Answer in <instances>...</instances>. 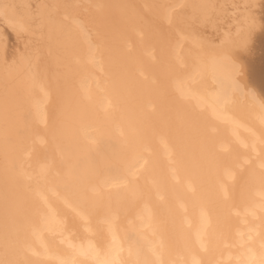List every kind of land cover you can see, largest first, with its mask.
<instances>
[{"label": "rangeland", "instance_id": "rangeland-1", "mask_svg": "<svg viewBox=\"0 0 264 264\" xmlns=\"http://www.w3.org/2000/svg\"><path fill=\"white\" fill-rule=\"evenodd\" d=\"M129 1L130 0H126V3ZM171 1L172 0H163V2L160 3V7L162 9L161 11H165V10L172 11L178 7V5L177 6L171 5L170 4ZM115 3H117V4H115ZM119 6H122V5L115 0L113 2V4L111 3V6H110L111 9L110 10H112V16L115 15L114 16L115 19L120 17L119 21L121 23L124 22V24L121 25V28L120 27L117 28V25H115L116 21H117V24H120V23H118L117 19H116V21L112 20V19H114L112 17L111 22L114 21L115 23L114 22L111 23V24L114 23V27L113 28L111 27V28L116 31V32H114V30H113V32L115 33V34L113 33L114 36H116V33H119V36H120L124 31L122 29H125V27H127L126 28L127 30L125 29V32H124L125 34H123V36L121 35V37H123V39L120 38L118 36V34H117V36L122 41H124L125 37L127 36V37H129V38H126L128 40L125 39L124 42L120 41L122 43L121 44L120 42L118 43V38L116 37V40H117L116 42L118 44L116 43V45L114 46V49L112 48L113 44L115 43V41L113 40V43L110 44L111 46L108 45V48L110 46L109 49H107L106 51H103V52L95 53L94 50L91 49L92 43L90 42V40H88L89 37L93 36V33H92L93 31L88 30L87 26H85L87 30H85V29L82 30V33H84V34H81V35H83V36H79L77 39V42L74 41L76 44L72 43L73 45L75 44V46L70 45L67 47L68 49L67 48L64 50L62 49V51H61V49L59 50V48L56 49L59 51V52L56 51L57 56H56V53L53 54L54 55L53 60L46 62L47 64L45 63L46 66L44 65L45 70H43V71L46 74V79L48 78L47 80H49V81L51 79H53V80L57 79V77H58V79L54 82H50L49 88H47V89H45V88L43 89L41 82L39 83V81L37 82L36 80H34L33 84L30 86L31 92H30V94L28 93V95H30L31 98H30V96L26 95V96L22 97V99H20V100H22V102H24V99H26L24 104L27 103L26 105H24L23 108H21L22 115L23 116L25 115V117L21 120V122L24 123L23 125L26 128H31V126L33 128L35 126L37 128L44 127L46 129L48 126V123L50 125V128H51V126L52 127L54 126V123H52L53 121L51 120V118L48 119V121H46L47 119H45L43 121H38L37 117H35V115H33V114H36L38 112L39 106L32 107V105L35 102L39 101L40 97L38 98L37 92L39 91V93H40V92H46L47 90H51L50 89L51 83L52 84L55 83L53 86H56V84L58 87L61 86L59 89L62 90V93H59L60 95L53 93V95H56V96H53L54 98L51 96L52 94L49 95L46 98V101H44L45 103H47L46 107H48V105H51L52 102L53 101L55 102L57 99V100H59L58 104L60 106H58L57 104L55 105L57 107L56 112L58 110V113L60 114L59 111H61V108L63 107V105L61 107L60 101L65 100L66 97L68 98L66 100L69 101V103L68 104L66 103L63 108L67 110L68 107L70 106L68 111L63 109L64 112H66V115L62 110L61 118H62V114H63V117H65V116L66 117L61 119L60 124H59V125H61V127H57L56 132L53 131V134H52V131H50L48 134H46L47 135L46 137H48V138L49 137L51 139L57 138L59 140L56 139V140H54L53 143L49 142L43 138L44 135L41 136L42 135L41 133L39 134L41 137L39 135L35 136L36 134H34V136L30 135V138H29L28 133H27L28 131H27L23 134V136H24V140L26 139L24 144H26L28 141V143H27L28 146L23 145V143L21 142L22 143L21 145L23 146V148H18L17 146H15L14 148H9L10 151H12V150L14 151V152L12 151V153H11L10 151L8 152V147H6L5 152H4V149H3V152L2 151L0 152L2 154H5V155L9 154L7 156H10V155H12L18 151L20 153H22L21 151L24 150V152H26V153L23 152V154L30 155L32 157V159L29 161V163L32 165V168L34 169V171L32 172V174H29L28 176H26L24 178V180L18 184V186L20 188L21 187L25 188L24 192L26 193L25 195L27 198H28L27 195L29 193L34 195L35 193H38V192H41V193H45V192L52 193V192H54V194L56 196V199L54 201L55 203L51 202V204H47L46 206L52 207L51 209H56V208L62 207L64 209L66 216H67V218H65V216H63V217H60L56 220L53 218V213L51 214V212H49L47 214V212L44 210V207H43L44 202H43L41 196H35V197L33 196L30 199L28 198V201H25L27 205L25 203H22L25 206L24 209H22L24 207L22 204H21L22 206L20 204H13L11 207H13V209H14V206H15V209H14L15 212L14 211L8 212L9 208L11 209V207H9L11 205V202H12V201L10 202V200L12 198L11 197L9 199L10 204L7 203V207H9V208H7L8 210H5L6 209V207H5L4 211L7 214L9 213L8 218L10 217L9 220H11V222H13L12 220L14 219V222H15V223L13 222L14 227L17 226L16 229L14 227H13V229H14V232L16 230L15 233H17V240L20 244V246L18 245V247H19V249H21L20 253L22 252L21 254L19 253L21 255V256L19 255L20 258L22 257L21 259H23L25 262H27V264H33L32 259L29 257V254L30 255L32 254L38 258H41V257H43V258L51 257L52 259L57 258V261L59 264L65 263V262L67 263L68 262L67 260L69 258L73 259L78 255H83L86 257L94 255L95 252H92V250H90L87 253H83V248L85 247V245L86 246L91 245V246H93V248L98 249V251H99L98 255L100 257H103L105 255L107 257H114L117 252H120L118 254L117 259H116L117 261H119V258H121V257H124V256L129 257V255H131V253H132V250L128 246V243H129L128 241H127L128 243L125 241L123 242V244L121 243L120 234L115 229V227H114V225H115L116 228H119L124 233L126 231L132 230L133 236L138 237L140 239V243L138 245V250H141L144 253V257H142L140 259H136V260H132L130 258L131 260L125 264H136L137 262H139V264H159V262H160V264H185V263L190 262V261L193 263L198 258H200L201 255H203V253L205 251H208V249H205L206 247L205 248H196L194 245H190L191 248L189 247V250H188V252H190V253H188L187 251H186L187 252L186 253L182 247H180V248L178 247V248L173 249V250L177 249L180 252L177 250L175 252H173V250H172L168 253H165L164 251H162V253H161L159 250H157L155 248L156 243L157 242H159V243L163 242L164 243V239L161 240L162 236H160L158 233L155 234V231L152 230V228H151L152 227V225H150L151 223L156 221L157 223L160 222L162 226H166V227H170V228L174 227L176 229V226H175L176 222H177V221L175 222L176 218H173V216H172L173 214H166L163 211L166 208H168L167 202L169 201L171 203H174V204L176 203L178 205V207L180 208V209L178 208V210H179L178 214H180L182 212L181 210L185 209V208L191 212L192 218H190V217L187 218V216L183 215L182 213H181V215H179L181 217V224L188 231V239L190 238L189 239L190 241H193L194 239H198L197 236H199V235H197L198 230H196V229L203 228L205 222L207 224H210L212 222L218 224V228H217V232L215 234V238H216V241L222 242V249L216 251L215 254H213L214 259L211 261L210 264H237L236 260H238L244 254V252L248 249L251 250V253L249 254L250 257H256V258L258 257V259L264 260V250H263L264 248H262V247H264V228H262V227H264V225H263L264 224V219H263L264 218V116L259 115V118H258V116H256V118H255V120H256L255 126H257V128H256L254 126L255 123H253V125L251 122H250L251 125H250V123H248V124L246 123V126H245V124H242V120H240L238 118H237L238 120L235 119L236 116H234L235 117L234 118L228 112L224 113L222 111L219 112L220 110L219 111L216 110V108L214 106H218V104H216V102L213 99H212V101H214V103L212 101H210L211 99L210 100L205 99L206 97L210 98L209 97V95H210L209 91L207 94V92H206L207 90L203 91L204 89L202 88V92H204L203 93L204 95H202L201 90L199 91L198 89L197 90L195 89V87L197 86L196 84L199 82L198 81V78H199L198 72H196V77H194V75H195L194 72L196 71V69L192 70V71L188 70L187 69L188 67H186L187 65H184V64H186V63H184L185 61L183 62L184 63L183 64L182 60L180 61V59H182L180 57H178L179 58L178 61L173 60V58L175 57V53L177 54L176 51L178 50V48H176V46L178 45L177 47H179L180 43L176 42V40H175L176 34L174 33L173 28H171L172 23L168 20L167 21L164 20V17L161 15L156 16L155 14H152L151 12H149L150 9L146 5L140 6V9H142V10L146 9V10H148V13H146L144 15H139V16H135V15L131 16L130 15V14H132L133 9H134V7L132 5L126 4V6H129V7L122 6L120 8H119ZM130 6H132L133 8H131ZM125 8L126 9L128 8L127 11L125 10L127 13L124 12ZM129 8L132 10H129ZM83 12H86V11L84 10ZM128 12L130 14H128ZM116 13H117V16H116ZM123 14H125V16ZM129 16H130V19H129ZM124 17H126V18L128 17V21L129 20L130 21L128 22L126 18H125L126 19L125 20ZM131 19H133V20H131ZM134 22L137 23L140 27H145V28H143V29L138 28L137 26H135ZM125 23H126V25H125ZM118 26H120V25H118ZM117 29H120V31ZM90 32L92 33V36H90L91 35ZM129 32H130V34H128ZM85 33H86V36H85ZM124 35H125V37H124ZM130 35H131V37H130ZM80 37H82V40L84 41L85 44L82 43V40ZM85 38H86V40H85ZM146 41H147V43H146L147 45L145 46ZM78 42H80V44H78ZM81 44H84V46L85 45L86 46L84 47ZM81 46H82V50L80 49ZM78 47H80V48H78ZM74 48H75V50H73ZM76 49H79V50H76ZM115 51H117L118 54L120 52L121 55L119 54L118 56H116L117 54ZM62 52H64V53L62 54ZM65 52L68 55L66 58L62 57L63 58L62 59L59 55L64 56L66 54ZM123 54L125 55V58H126V59L124 58L125 60H127V58H128L129 59L128 61H130V58L132 57V59H133L132 63H131V61L126 62L122 58V57H124ZM49 55L51 56V54H49ZM103 55H107L106 58L108 60H112L111 63L107 66V70L104 69L103 65L101 67L99 66L100 64L97 65V63L99 61L102 63V61L104 60V58L101 57ZM172 55H174V56H172ZM136 56L139 58H136ZM55 57L56 58L58 57L59 60L61 58L63 60V62L61 60L62 64L61 63L57 64V62H59V60H57V62H56ZM118 57H119V59H118ZM120 58H122V59L120 60ZM170 58L172 61L175 62L176 65L178 63L179 64L177 66L173 65L174 62L172 63ZM176 58H177V56H176ZM136 59H138L139 61L141 59V61L137 63L138 60L134 61ZM142 60L144 62H146V64H148V65H146V64L144 65V62ZM120 61H122V63H124V64H122ZM125 62H126V64H125ZM92 63L95 64V66H93ZM139 63L143 64V65H139ZM86 65H88V66H86ZM90 65H92V68L90 67ZM96 65H97V67H96ZM149 65H151L152 67H155V68L157 67L159 71L162 70L163 72L160 73L162 76L158 75V74H157V76H156V74H154V75H152V73L150 74L148 72L149 71V68H148ZM94 67L96 69H99L98 67H100V70L95 69L96 70L95 71ZM176 67H178V68H176ZM54 68H55L56 72L54 71ZM90 68L92 69L91 71H90ZM85 69H86V72H85L86 74L83 72V71H85ZM101 69L102 70L104 69L105 73L103 71H101ZM185 69H187L188 72ZM61 70H62V72H61ZM74 71H76V72L74 73ZM77 71L80 73H78ZM87 71H89L91 73H93V71H94L95 72L94 76H96L97 73L101 72L96 76L97 78L101 77V79H98V80L95 79L96 77L95 78L92 77L93 74H91V73L87 74ZM52 72H53V74H52ZM58 72H59V74H58ZM60 72L63 73L64 76L62 74H60ZM68 72H70V73L68 74ZM175 72L177 74H175ZM179 72H181V73H179ZM82 73H83V75H81ZM84 74H85V76H84ZM89 74H91V76ZM173 74H175V75H173ZM168 75H170V76H168ZM164 76H165V79H163V78L161 79V77H164ZM167 76H168V78H166ZM59 78H61V79H59ZM64 79H65V83L63 84L62 81L64 82ZM86 79H87V81H86ZM91 79H95L98 82L101 81L98 84V86L96 85V83H98V82H95V80L93 81V82H95L94 84L97 87L96 89H94L95 88L94 86L92 87L93 82H91L92 84L90 86L89 80L92 81ZM58 81H61V83H60L61 85H58V83H59ZM68 81L71 82L72 85ZM196 81H198V82H196ZM87 82H89V83H87ZM151 82H152V84L154 82V84L152 85ZM145 83L148 84V86ZM165 83H168V84L166 85ZM87 84H89V85H87ZM103 84L104 85L107 84L110 87H114L113 88L114 90H111V91L106 90V87ZM178 84H185V88H186L185 91H187V96H184V94L182 92L179 93L181 90H179V88L177 87ZM192 84H194L193 87L190 86ZM63 85L68 86V88H70V87L71 88L68 89L66 87V89H64L65 87ZM143 85L146 86V88L144 86L145 89L142 87ZM89 87H92V90L89 92L91 94H89L87 92L88 90L86 91L87 88L90 90ZM157 88H158V90L160 89L159 91H163V90H165V92L167 91L166 94L168 93V95H166L163 91L164 94L162 93V95H163L162 96L161 92L158 93V91L156 90ZM196 88H199V87H196ZM101 89H103V90H101ZM177 89H178V91H177ZM199 89H201V88H199ZM71 90L73 93L71 92ZM82 90H84V92ZM94 90H96L95 93L98 90L99 95L104 90L105 91H104L102 96H99V95H97L98 93L95 94L93 92ZM99 90H100V92H99ZM32 91H33V95H31ZM205 92H206V94H205ZM150 93H152V94L157 93L159 96V99L161 96V100H163V101H166L169 98H171V100L169 102L168 101L160 102V101L156 100V101L160 102V103H156V102H154L155 100L152 101V99L149 95ZM83 94H84V96H83ZM164 95H165V97H164ZM205 95H207V96H205ZM146 96H147V99L145 98ZM195 96H198L197 100H195ZM27 97H29L30 99ZM69 97H71V98L69 99ZM162 97H163V99H162ZM166 97H169V98H166ZM186 97H190V98H188L189 102L183 103L182 102L183 100H180V98L185 99ZM60 98H65V99H60ZM80 98L83 100H81ZM109 99H110V102L108 101ZM199 99L204 101V103L202 105H200L198 103ZM148 100H150V101H148ZM176 100H178V101H176ZM208 100H209V102H208ZM29 101H33V102H29ZM87 101H88V103H86ZM103 101H106V103H107L106 107L108 108V111H110V113H112V114H109L111 116H108L109 119L107 120V122H108L107 126H110L114 129L113 130L114 135H118V134L124 132V130H127L130 132L131 131L134 132L135 135H137L138 137H140L142 139L144 138L146 140L147 138H150L151 140H154L155 142H157L159 144V153H162L164 143H168L169 146L171 147V149L174 151V154L172 155L171 159L174 162H176L178 165V168H176V171H174V173L169 171V175H172V176L183 175L184 178H186V180L190 181L189 187L191 189L195 188V184L193 182H191L193 180L191 175L193 174L194 176L197 177L196 184L198 186H200L201 189H203L202 191L205 192L206 190L207 191L215 190L216 194H217L216 195L217 198L220 196L224 197L225 193H224L223 189H224V186L226 185V179L229 177L228 173H231L230 177L233 174L239 175L242 173V177L240 178V180L237 184L238 189L237 190L235 189L236 193L234 191L235 194L233 196H235V198L246 196V198L232 203L231 206L227 208V211L229 210L227 216L232 218V223H230L228 225L229 234L223 233V232H225L224 231V229H225L224 225H227L229 222L225 221V219H223L222 212H220V208L222 206V203L217 201L216 198L215 199L213 198L214 200L209 198L206 195V193H201V195L204 194L206 197H199L201 195H198L196 192L195 193L193 192L191 194V196H189V198L187 197L186 199H183L178 190L175 189L171 192L168 191L167 186L164 185L160 181V179H154L155 181L153 180L151 184L142 183V182L141 183H138V182L133 183V181L130 179L129 180L125 179L122 182V180L117 179V178L122 177L125 174L126 164L128 162H130L132 160L139 159L142 156H145L146 152L149 151V148H147L144 145V142L142 144H140V148L142 149L141 151L136 150L130 154H123L124 153L123 148H119L118 152H117L118 156H121V160L119 161V163L108 162V163H110V164H108L107 162H102L103 164L101 165V162H99V164H100L99 168L96 167V166H99V164L98 165L95 164L96 166L92 164V163H94L93 160L96 159L97 157H99V153L97 152V150L93 149L91 152L88 153L89 155L93 156L92 160H91V156H90V159L87 160L88 163L92 164L91 165L92 170L90 167L86 166V167H88L87 168L88 171L87 170L82 171L81 178H82V180L83 179L84 180L81 182L82 184H80V186H79L80 188H77L78 190L75 192V197H76V196H78V194L84 195L85 194L84 192L86 190H92L94 187H98V189L103 188V189L107 190V189H111L113 187H116V186L122 185V184L126 185V187H128V185H129V187H132L133 184H137V183L142 184L141 187H143V190H141L140 193H143V195L141 194L139 198H136L137 199L136 201L129 202L130 205H127L128 203L127 204L125 203L123 206H121L120 209H117L115 207L118 203V201H116L118 199L117 197L115 199L110 198V200L109 199L108 200H98V198H96V197H90L88 199L87 198L84 199V197H83L82 200L78 201L77 200L78 198H74V197H72L66 193V191H65L66 187H68L69 189H72L73 187H78V186L71 184V183H61L60 184L59 180H61V178L63 176H65V175H63L64 173L62 174V172L64 171L63 167L65 168V166H66L67 167L66 169H69L68 167H70V170H69L70 172L69 171H67V172L71 175H73L77 171H79V173L81 172V170H79L80 167L77 168L78 166H76V165H80V163H79L80 159H78V158L74 159L73 157L71 158V156L72 155L74 156V154L71 153L72 154L71 155L70 151L71 152L73 150L79 151L82 147V145H81L80 149H77V148H79V145H80V144H78L79 139L82 138L80 143L81 142L83 143L84 136H85V133L87 131L95 132L94 130H97L98 128L100 129L101 125L104 124L103 121H101L98 117V108L99 107L97 106V105L100 106V103H101V105L104 104L105 102H103ZM172 101L178 105L175 106V104ZM180 101L182 103H180ZM28 102L30 105L28 104ZM78 102H80V103H78ZM31 103H32V105H31ZM164 103H166V104H164ZM73 104H74V106H73ZM165 105L169 107V110L172 106H175L174 109L172 107L173 111L176 110L177 112H181V113L184 112V115L187 116V119L186 120L181 119L182 122H179L180 123L179 127L181 125L182 128L189 130V132H187L188 134L187 133L180 134V133H178V130L177 131L175 130V128L169 127V125H170L169 121L170 120L172 121V119L175 120L177 118V116L175 117L174 115H172V116L170 114L168 115L167 114L168 112L164 113L163 108L164 107L166 108ZM55 106L52 107V110L53 109L55 110ZM80 106H81V108L79 110H75V111L73 110L75 108L76 109L79 108ZM58 107H61V108L59 109ZM85 107L87 108V110L88 109L89 110L85 111V109H86ZM203 107H204V109L206 108L205 112L208 116L207 120H202V118L197 115L203 109ZM32 108H33V110H32ZM217 108H220V107L218 106ZM161 109H162V111H161ZM213 109L216 110V112ZM25 110H27V111H25ZM28 111H29V114H28ZM33 111H34L33 114L30 113ZM69 111L70 112L73 111V112H75V114L73 115V112L70 114ZM77 111H79V113ZM89 111H91V112H89ZM160 111H161V115H159ZM171 111H169V112L172 113L173 111L172 112ZM146 112H149V115ZM81 113H83V114H81ZM219 113L223 116V119L220 122V124L215 125L214 123H212L213 122L212 120H213V117H215ZM124 114H125V116L128 114L127 117L130 120H132L131 116H133V120L134 119L139 120L141 114L143 115V117H144V114H145V116L147 114L148 118L144 117L147 120L142 118L143 121L140 119V122L138 120H137L138 122L135 121L136 123H139L140 126L137 124L138 125V128H137V125H134L136 127V129H134L135 127L133 126V124H130V122H129V124L132 125L134 128H132V126L127 124L128 121L125 118V116H123L126 119V122H125V119L122 117V115H124ZM130 114H131V116H130ZM138 114H140V115H138ZM155 114H156V116H155ZM28 115H30V116H28ZM70 115L71 116L73 115L74 117H71ZM69 116H70V118H68V121H67L66 118ZM158 116H159L160 120L157 118ZM78 117H80L81 119L79 118V120L76 121V119H74V118L78 119ZM118 117H120L121 119L123 118L124 122H120L121 119L118 120ZM150 117H152L151 118L152 120L150 119ZM87 118H88V120H86ZM72 119L76 121V123H74L73 125H72V123L75 121H73L71 123L70 121H72ZM149 119H150V121L148 123ZM157 119L159 121H157ZM89 120L91 121L90 123H88ZM93 120H95L96 122L99 121L100 123L102 122L103 124H101V125L97 124V123L94 124V123H92V122H94ZM133 120H132V122H133ZM154 121H156L155 123L158 122L157 124L160 125L161 128L156 127L157 124H155ZM66 122L67 123L70 122L69 124H71V127H69L70 126L69 124H67L63 127L62 124L66 123ZM115 122H120V124L122 123L121 125H123L122 126L123 128L121 127V125L119 123H115ZM124 123L126 124V127H125ZM141 123H143V124L148 123V124H145L146 126L149 125L150 123H152V124H150L149 127L147 126V128H146V126H144L145 128H143L142 127L143 124L141 125ZM184 123H185V125H184ZM258 123L261 125H259ZM163 124H165V126H163ZM127 125H129V126L127 127ZM151 125L153 126L152 128L156 127L159 130L156 131L157 130L156 128H155V130L154 129L152 130V128L150 127ZM154 125H155V127H154ZM183 125H184V127H183ZM232 125L233 126L235 125L236 129L232 130L231 129ZM66 126H68L69 128L66 129ZM162 127H164V128H162ZM64 128L66 129V132L69 130L67 133H69V132L70 133L67 134V133L63 132ZM139 128L140 129L143 128V130L142 129L139 130ZM0 129L2 130V131H0V133H1L0 138L3 139L4 137L7 138L8 135H12L11 134L12 131L11 132L9 130L3 131L5 129H2V126H0ZM47 130H49V128ZM59 130H63V131L58 132ZM2 133H4L5 136ZM57 133H60V134H57ZM63 133H65V134L62 137ZM51 134L53 137L51 136ZM242 134L243 135L245 134L246 137L244 136L243 138H239L238 135H242ZM114 135H112V136H114ZM54 136H56V137H54ZM93 136H94V134H93ZM61 137L63 138V140L60 139ZM28 138L30 139L31 143H30ZM257 138L259 140H257ZM90 139L94 140L96 138L91 137ZM4 140H2V142H1V139H0V143H1L0 148H2V147L4 148V145H5V142H3ZM120 142H121V144H123L125 142V140H120ZM65 144L66 145L68 144L70 146L66 147V146H64ZM258 145H263V148H259V149L257 148L256 150L252 151L253 150L252 146L257 147ZM62 146H63V148H62ZM76 146H78V147H76ZM84 146H86V145H84ZM205 147H207V150H205V152H204L205 159H203V161H202L203 171L198 173V175H196L198 169H197V167L190 168V158H191V156L199 157L198 155L201 154L200 152H202V149H204ZM67 148H69V149H67ZM233 148H235V150L232 151L231 153H229L228 150L233 149ZM19 149H22V150H19ZM186 150H189V152L191 153L190 156H188L190 153H188V155L186 154ZM66 157H67V159L70 158V159H68L69 161L66 159ZM5 159H8V158H5V157L0 158L1 165H2V162L5 164L7 163L6 165H8V164L10 165V163L8 161L9 159L8 160H5ZM75 160H78L77 162L79 164L78 163L76 164ZM66 161H68V162H66ZM95 163H98L97 159H96ZM5 164H3V165H5ZM69 164H72L74 166H72V165L68 166ZM6 165L3 167L7 168ZM9 165H8V167H9ZM2 166H0V167H2ZM101 166L102 167L104 166V168H102ZM181 166L182 167L185 166L186 169L181 171V168H182ZM95 167L97 168V170H95ZM252 167H254V169H252L250 171L249 169ZM12 168L10 169V171L15 175V173L18 171V169H13L14 172L16 170V172L14 173L12 171ZM10 171H9L8 175L10 174ZM150 173L151 172H148L144 176V179L147 182L150 181L151 179H153V177L151 176ZM6 174L7 173L3 174L0 184H1V186H3L2 187V188H4L3 190H6L7 184H5V183L8 182L7 190H9V193L11 194V191H10L11 189H9V187L11 185H9V182L11 181L12 176H10L11 174L9 176ZM4 175L8 176L10 178H6ZM4 177H5V179H4ZM2 182H4L3 184H5V187H4V185H2ZM83 182H84V184H83ZM35 183H38V184L33 186ZM10 184H12V183H10ZM7 190H6V193L8 192ZM122 192H124L125 195L130 193V191H128V190L126 191V188L125 189L123 188ZM6 193L3 191L2 195L5 194V195H3V198H5V196L7 195ZM9 193H8L7 197L11 196V195H9ZM102 193L103 192L101 191L100 194H102ZM173 194H175V195H173ZM143 196H144V198H143ZM147 196H149L150 198H147ZM73 199H74V201H73ZM230 199H231V197H230ZM230 199H229V201H230ZM12 200H14V198H12ZM132 203H134V204H132ZM31 204H35V208L32 212H30L28 214L27 210ZM89 204L94 206L95 210H96V208H98L99 210L97 212L95 210H93V211H95V214L93 211L92 212L88 211ZM26 207H27V209H26ZM256 207H258V210L256 212H252V210ZM119 210L121 211L120 212L121 214H118ZM127 210H129V211H127ZM152 210H154V214L150 215ZM210 210H212V211L215 210V216L217 215V217L215 219H213V218L207 219V217L203 218V216L205 214H207V216H208V211H210ZM84 211L88 212V214H84L85 213ZM126 211L129 212L127 215H126V213H127ZM10 212H13L16 215L18 213L19 214L22 213L19 216L20 218L22 216L21 223L19 222L20 224L18 223V220H20V219L18 218L16 220L14 218V214H13V219H12L11 218L12 213H10ZM117 215H119V216H117ZM23 216H24V218H23ZM116 217H118V219H120V220H118V222L120 221L119 222L120 224L117 222ZM184 217H186L187 219L183 221ZM90 218L98 221L97 224L91 226V223H89ZM53 219L55 220L54 224L50 223V221H52ZM203 221H205V222H203ZM170 222H172V224ZM47 223H48V225H47ZM135 224H136V227H134L132 229L131 226L132 225L134 226ZM147 227L151 228L152 237L150 234H148V231L146 229ZM145 230L147 232H145ZM220 232L223 234H221ZM211 234H213V233H211ZM200 237H203L202 239H205L204 235L203 236L201 235ZM48 239L50 241H48ZM246 241H248L249 243L246 244L244 247H241V244L246 242ZM32 242L33 243L35 242V243L32 246H30L29 244H32ZM52 243H58L59 247H57L54 251L51 250V252H47L46 254L40 255V257H39L38 255H39L41 249H43V248L47 249L48 244H52ZM113 243H115V245H112ZM28 247H30V248L27 250ZM114 248L116 250L111 253L110 251ZM153 249H155V252H153L154 251ZM259 251H261V252H259ZM69 253H73V254H75V256L69 255ZM260 253H262V254H260ZM162 254H163V256H166V262H164V260H163L164 258L161 257ZM258 254H259V256H258ZM169 255H170V257H168ZM171 257H172V259H171ZM184 257H185V259H184ZM186 259H188V260H186ZM250 261L245 262V264L250 263ZM262 262L258 263L257 261H254L251 264H262ZM49 264H51V263H49ZM72 264H90V263H84V262L80 261L79 258H77L76 260H74V262ZM119 264H121V263H119Z\"/></svg>", "mask_w": 264, "mask_h": 264}, {"label": "bare ground", "instance_id": "bare-ground-1", "mask_svg": "<svg viewBox=\"0 0 264 264\" xmlns=\"http://www.w3.org/2000/svg\"><path fill=\"white\" fill-rule=\"evenodd\" d=\"M114 1L115 0H0V126H2V129H5L3 131H6V130L7 131L9 130L10 132L12 131V133H11L12 135H8L7 138L4 137L5 134L2 133V134H4V136L2 135L4 138L3 139L0 138L1 142L5 138L6 139L3 141V142H5L4 148L1 146L2 148H0L1 149L0 152L1 151L3 152V149H4V152H5L6 151L5 150L6 147H8V152L10 151L9 148H14L15 146H17L18 148H23V146L21 145L22 143H23V145L28 146L27 145L28 141H27L26 144H24L26 139L24 140V136H23V134L25 132H27V131H28L27 133H28V137L29 138H30V135L34 136V134H36L35 136H37V135H39L41 133L42 134L41 136L44 135L43 138L46 139L49 142L53 143L54 140L57 139V138L56 139H54V138L51 139L50 137L48 138V137H46L47 136L46 134H48L50 131H52V134H53V131L56 132L57 127H61V125H59L60 121H61L62 118L66 117V116L63 117V114H62V118H61V113H62V110L64 109L63 108L64 105L66 103L67 104L69 103V101L66 100L68 98L67 97H66V99L65 98H60V99H65V100H61L60 101L61 107L63 105L62 108L58 107L59 109L61 108V111H59L60 114L58 113V110L56 112V108L57 107L55 106L56 104L58 106H60L58 104L59 100L56 99V101L55 102L53 101L51 105H48V107H46L47 103H45L44 101H46V98L49 95H51V94H52L51 95L52 97L56 96V95H53V93L60 95L59 93H62V90L59 89L61 86L58 87L57 84H56V86H53L55 83L54 84L51 83V85H50V89L51 90H47L46 92H40V93L38 91L37 95H38V98L40 97L39 101L35 102L33 105L31 103L32 107L39 106V109H38V112L36 114H33L34 111L30 112V113L35 115V117H37L38 121H43L45 119H47L46 121H48V119L51 118V120L53 121L52 123H54V126L53 127L51 126V128H50L49 123H48V126H47L46 129L44 127L37 128L35 126L32 128L31 125H30L31 128H26L23 125L24 123L21 122V120L25 117V115L23 116L22 113H21V108H23L24 105H26L27 103L24 104L26 99H24V102H22V100H20V99H22V97L28 95V93L30 94V92H31V87L30 86L33 84L34 80H36L37 82L39 81V83L41 82V85L43 86V89L44 88L47 89V88H49L50 82H54V81H56L58 79V77H57V79H54V80L51 79L50 81L47 80L48 78L46 79V74L43 71V70H45V66H46L45 63L53 60V58H54L53 54H55L56 51L59 52L56 49L59 48V50L61 49V51H62V49L64 50L68 46L73 45L72 43L77 42L78 37L79 36H83L81 34H84V33H82V30L83 29L87 30L85 26H87L88 30L93 31L92 32L93 36H92V33L90 32L91 33L90 36H92V37H89V39L88 38L87 39L90 40V42L92 43V44L90 43L92 45V46L91 45L90 46H91V49H93L95 53L103 52V51H106L107 49H109L110 46H111L110 44L113 43V40L115 41V43L113 44V47H112L114 49V46L117 43L116 42L117 41L116 37L118 38V36H119V33H116V36H114V34H115L114 32H116V31L114 29H112V28L114 27V23L115 22L112 21L114 23L111 24L112 23L111 19H112V17L114 18L115 15L113 14L114 16H112V10H110L111 9L110 6H111V3L113 4ZM116 1L118 3H120L124 7H129V6H126V4L132 5L134 7L132 14L129 13L130 11L128 12V14H130L131 16H134V15L135 16H139V15H144V14L148 13V10L140 9V6L146 5L150 9L149 12H151L152 14H155L156 16L157 15H161V16L164 17V20H166V21L168 20V21H170L172 23L171 28H173V31L176 34L175 40H176V42L180 43L179 47H177L178 45L176 46V48H178V50L176 51L177 54L175 53V57H174L175 59L173 58V60L174 61L175 60L178 61V59H179L178 57H180V58H182V59H180V61L182 60V63L185 61L184 63H186V64H184V63L183 64L187 65L186 67H188L187 68L188 70L192 71V70L196 69V71L194 72L195 73L194 77H196V72H198V75H199L198 81L199 82L196 81L198 83L197 84L195 83V84L197 85L196 87H199L201 89L196 88V87H195V89L196 90L198 89L199 91L201 90L202 95H204L203 94L204 92H202V88L204 89L203 91L207 90L206 91L207 94H208V91H209V93H210L209 97L210 98L206 97L205 99L206 100L207 99H209V100L211 99L210 101H212V99H213L216 102V104H218V106L220 107V108H217L218 106H214L216 108V110H218V111L220 110L219 112L222 111L224 113L228 112L233 117L236 116V118L235 117L234 118L236 120H238V119L242 120V124H245V126H246V123L248 124L250 122L253 125V123L256 122V120H255L256 116H258V118H259V115L264 116V0H172L171 3H170L171 5H176V6L178 5V7L175 10H172V11H167V10L161 11L162 9L160 7V3H162L163 0H130L127 3H126V0H116ZM115 4H117V3H115ZM122 6H119V8L122 7ZM132 6H130V7L133 8ZM127 9L125 8L124 12H126ZM84 10L86 12H83ZM129 10H132V9L129 8ZM123 15L125 16V14H123ZM116 16H117V13H116ZM125 18L126 17H124V19ZM116 19L118 20V23H120V24H117ZM116 19L114 18L112 20L116 21L115 25H117V28H119V27L121 28V25L124 24V22L121 23L119 21L120 17L116 18ZM126 19L128 21V17ZM129 19H130V16H129ZM131 20H133V19H131ZM126 23H125V25H126ZM118 25H120V26H118ZM135 26H137L138 28H142V29L145 28V27H140L137 23H135ZM126 28L127 27H125V29ZM125 29H122V30H124L123 33L121 32L122 34L120 33L122 36H123V34H125L124 33ZM113 30H114V32H113ZM117 30L120 31V29H117ZM117 34H118V36H117ZM128 34H130V32ZM121 35L119 37L123 39V37H121ZM131 35H130V37H131ZM85 36H86V33H85ZM124 37H125V35H124ZM80 38L82 40V37H80ZM120 38H118V43L120 41H122V40H120ZM126 38H129V37L126 36L125 39ZM125 39H124V41H125ZM85 40H86V38H85ZM126 40H128V39H126ZM124 41H122V42H124ZM80 42H78V44H80ZM82 43H84L83 40H82ZM146 43H147V41L145 42V46L147 45ZM75 44L73 46H75ZM84 44H81V45L84 46ZM108 45H110L109 48H108ZM78 48H80V47H78ZM80 49L82 50V46H81ZM73 50H75V48ZM76 50H79V49H76ZM115 52L117 54V55L115 54L116 56H118L120 54V52H119V54L117 53V51H115ZM63 53L64 52H62V54ZM49 54H51V56ZM65 55H64L65 57L61 56V55H59V56L61 58L62 57L66 58L68 54L66 53ZM56 56H57V53H56ZM106 56L107 55L101 56V57L104 58V60L102 61V63L104 62L103 64L100 61L98 63L96 62L97 65L100 64L99 65L100 67L103 65L105 70H107V66L112 61V60H108L106 58ZM123 56L124 57H122V58L124 59L125 55L123 54ZM172 56H174V55H172ZM176 56H177V58H176ZM58 57L57 58L55 57L56 58V60H55L56 62H57V60H59ZM61 58H60L59 62H57V64L61 63V60L63 59V58L62 59ZM122 58H120V60ZM136 58H139V57L136 56ZM118 59H119V57H118ZM131 59H132V57L130 58V61L132 63L133 59L132 60ZM128 60L129 59L127 58V60H125V61L127 62ZM137 60L138 59H136L134 61H137ZM170 60H171V58H170ZM122 61H120V62L122 63ZM130 61H128V62H130ZM140 61H141V59H140ZM140 61L138 60L137 63L140 62ZM174 61L171 60L172 63ZM62 62H63V60H62ZM126 62H125V64H126ZM122 64H124V63H122ZM145 64H146V62H144V65ZM97 65H96V67H97ZM139 65H143V64L139 63ZM146 65H148V64H146ZM173 65H176L175 62H174ZM86 66H88V65H86ZM93 66H95V64H93ZM90 67L92 68V65H90ZM100 67H98L99 69H96L94 67V70L95 69L96 70H100ZM91 68H90V71L92 70ZM148 68H149V71L148 70L147 71L150 74L152 73V75H154V74H156V76H157V74L161 75L160 73L163 72L162 70L159 71L157 67L155 68V67H152L151 65H149ZM176 68H178V67H176ZM104 69L103 70L101 69V71L104 72ZM187 69H185V70L187 71ZM54 71H55V68H54ZM61 72H62V70H61ZM61 72H60V74L63 75V73H61ZM75 72L76 71H74V73ZM83 72L85 73L86 69ZM176 72H175V74L178 73V72L177 73ZM69 73L70 72H68V74ZM78 73H80V72H78ZM88 73H91V72L87 71V74ZM99 73H101V72H99ZM99 73H97V75ZM179 73H181V72H179ZM52 74H53V72H52ZM58 74H59V72H58ZM85 74H84V76H85ZM91 74H93L92 77H94V78L97 76V75L94 76V74H95L94 71ZM91 74H89V75L91 76ZM175 74H173V75H175ZM81 75H83V73ZM170 75H168V76H170ZM165 76L161 77V79L162 78L165 79ZM168 76L166 78H168ZM59 79H61V78H59ZM87 79H86V81H87ZM95 79L98 80V79H101V77H99V78L96 77ZM95 79H91L92 81L89 80L90 86L92 84L91 82H93ZM61 81H58L59 82L58 85H61L60 84ZM89 82H87V83H89ZM95 82H98V81L95 80ZM95 82H93V84H92V87L93 86L95 87L94 89L97 88L96 85L98 86V84L101 81L96 83V85L94 84ZM62 83L63 84L65 83V79H64V82L62 81ZM69 83L71 84V82H69ZM151 84H152V82H151ZM153 84H154V82H153ZM165 84L167 85L168 83H165ZM87 85H89V84H87ZM146 85L148 86V84H146ZM193 85L194 84H192L190 86L193 87ZM104 86L106 87V90H110V91L114 90L113 89L114 87H110L107 84L104 85ZM144 86L145 85H143L142 87L144 88ZM64 87H65L64 89H66V87L68 88V86H64ZM92 87H89L90 90L87 88L86 91L88 90L87 92L89 93L92 90ZM70 88H68V89H70ZM145 88H146V86H145ZM179 89L181 90V88H179ZM101 90H103V89H101ZM156 90L158 91V93L161 92V95H162L163 91H164L165 94L167 92V91L165 92V90L159 91L160 89L158 90V88ZM82 91L84 92V90H82ZM95 91L96 90H94L93 92L95 93ZM104 91L103 92L101 91L102 93H100V95H99L98 90H97V92L95 94L98 93L97 95L102 96ZM177 91H178V89H177ZM71 92H72V90H71ZM99 92H100V90H99ZM206 92H205V94H206ZM179 93H181V91ZM84 94H83V96H84ZM89 94H91V93H89ZM184 94H187V91H185ZM31 95H33V91H32ZM149 95H150L152 101L155 100L154 102H156V103H160V102L163 101V100H161V96H160V99H159V96H158L157 93H153V94L150 93ZM166 95H168V93ZM28 96H30V95H28ZM205 96H207V95H205ZM164 97H165V95H164ZM27 98H29V97H27ZM30 98H31V96H30ZM70 98L71 97H69V99ZM145 98L147 99V96ZM166 98H169V97H166ZM162 99H163V97H162ZM81 100H83V99H81ZM156 100H158L160 102H158ZM170 100H171V98H169L166 101L169 102ZM209 100H208V102H209ZM108 101L110 102V99ZM148 101H150V100H148ZM166 101H163V102H166ZM176 101H178V100H176ZM214 101H212V102L214 103ZM29 102H33V101H29ZM29 102H28V104H29ZM103 102H105L103 105H101V103H100V106L97 105L100 108V109L98 108L99 111L103 110L101 108L102 106L107 105L106 101H103ZM78 103H80V102H78ZM86 103H88V101ZM180 103H182V102L180 101ZM184 103H185V101H184ZM164 104H166V103H164ZM174 104H175V106L178 105L176 103H174ZM54 106H55V110L54 109L52 110V107H54ZM73 106H74V104H73ZM175 106H172L173 109L175 108ZM167 107L168 106H166V108L165 107L163 108V112L164 113L168 112L167 113L168 115L169 114L171 116L174 115L175 117L177 116V118H178V119L176 118L175 120L172 119V121L170 120L169 121L170 122L169 123L170 124L169 127L170 128L171 127L175 128V130L176 131L178 130V133H180V134H183V133L185 134V133L189 132V130H186L185 128H182L181 125L179 127V124H180L179 122H182L181 119L182 120H184V119L186 120L187 119V116L184 115V112H182L183 113L182 114L181 112H177L176 110L173 111L172 107L170 108V110H169V107L168 108ZM69 108H70V106L68 107L67 110L66 109H64V110L68 111ZM80 108H81V106L79 108H77V109L76 108L75 109L72 108V109L75 111V110H79ZM32 110H33V108H32ZM64 110H63V112H64ZM86 110H87V108L85 109V111ZM25 111H27V110H25ZM161 111H162V109H161ZM161 111H160L159 115H161ZM169 111H171L172 113H170ZM72 112L73 111H71L70 114ZM77 112L79 113V111H77ZM89 112H91V111H89ZM100 112L102 113V111H100ZM100 112H99V115L101 116ZM64 113L66 115V112H64ZM103 113H104V110H103ZM106 113H108V114H106ZM106 113L102 114V116H103V120L102 121H104V117L111 116L109 114H112V113H110V111L108 112V110L106 111ZM146 113L149 115V112H146ZM28 114H29V111H28ZM74 114H75V112H73V115ZM81 114H83V113H81ZM131 114H130V116H131ZM147 114H146V116L144 114V117L148 118ZM30 115H28V116H30ZM73 115L72 116L70 115V116L74 117ZM127 115L126 116H125V114L122 115V117L125 116V118L127 119V121H128L127 124H129V122H130V124H133V126L137 125V124L140 126L139 123L135 122L138 119H134L133 120V116H131L132 117L131 119L133 120V122H132V120H130L127 117ZM138 115H140V114H138ZM197 115H200V112ZM70 116L66 118L67 121H68V118H70ZM144 117L141 114L138 121L140 122V119L143 121L142 118H144ZM79 118L80 117H78V119L77 118H74V119H76V121H78ZM123 118L121 119L120 117H118V120L121 119L122 122H124L123 120L125 118L124 119ZM151 118L152 117H150V119ZM157 118L159 119V116ZM99 119H102V118H99ZM126 119H125V122H126ZM150 119L148 120V123H149ZM158 119H157V121L160 120V119L159 120ZM86 120H88V118ZM121 120H120V122H121ZM145 120H147V119H145ZM73 121H75V120L72 119V121H70V122L72 123ZM76 121L73 122L72 125L74 123H76ZM93 121L94 122H92V123H94V124L97 123V124L101 125V124L104 123V122L100 123L99 121L96 122L95 120H93ZM70 122H68V123L66 122V123L62 124V126L64 127L65 125L69 124ZM90 122L91 121L89 120L88 123H90ZM120 122H115V123H119L120 124ZM155 122L156 121H154V123ZM107 123H104V124H106V126H107ZM148 123H145V124H148ZM157 123H155V124H157ZM251 123H250V125H251ZM142 124L143 123H141V125ZM145 124L142 125L143 128H145L144 127V126H146ZM150 124H152V123H150ZM69 125L68 126L71 127V124H69ZM124 125L126 127L125 123H124ZM129 125H127V127ZM138 125H137V128H138ZM149 125H147V126L149 127ZM184 125H185V123H184ZM184 125H183V127H184ZM255 125H256V123L254 124V126ZM259 125H261V124H259ZM68 126H66V129L69 128ZM122 126L123 125H121V127ZM130 126H132V125H130ZM133 126H132V128L135 127V126L134 127ZM147 126H146V128H147ZM163 126H165V124H163ZM101 127H102L101 129H103L104 132L107 131L106 129L103 128L104 125L103 126L101 125ZM150 127L152 128L153 126L151 125ZM154 127H155V125H154ZM156 127L161 128V126L158 125V124H157ZM255 127L257 128V126H255ZM48 128H49V130H47ZM143 128H141V129L143 130ZM155 128H152V130L153 129L155 130ZM162 128H164V127H162ZM66 129L64 128V131L63 130H59L58 132H62L63 131L65 133H67L69 130L66 132ZM101 129H99L98 131H101ZM134 129H136V127ZM141 129L139 128V130H141ZM97 130H94L95 132H92V133H94V135H95L96 133H98ZM158 130L159 129H157L156 131H158ZM0 131H2V130L0 129ZM65 133H63L62 137L64 136ZM69 133H67V134H69ZM101 133H102V131H101ZM52 134H51V136H52ZM57 134H60V133H57ZM128 134H132V133H128ZM96 135H98V134H96ZM85 136H88V135L85 134ZM54 137H56V136H54ZM62 137L60 139L63 140ZM90 137H93V134ZM104 137L108 138L106 136H104ZM242 137H243V135H242ZM88 138H89V136H88ZM94 138H96V137L94 136ZM99 138H101V136ZM124 138H125V136L120 138V139H124ZM81 139H79V143L77 142L78 144H80L79 148H77V149H80L81 145L83 146L84 142L80 143ZM57 140H59V139H57ZM257 140H259V139L257 138ZM29 141H30V139H29ZM101 141H103V139ZM150 142H148V143H150ZM153 142L154 141H152L151 144ZM30 143H31V141H30ZM85 144H87L86 146H89L88 143L85 142ZM93 145H94V148H95L96 147L95 145H97L96 142L94 144L92 143V146H90V147L93 148ZM154 145H156V144L154 143L151 146H153V148H154ZM65 146L69 147L70 145H68V144L66 145L65 144ZM76 147H78V146H76ZM157 147L159 148V144H158ZM258 147L259 148H263V145H258L257 147L256 146H252V149H253L252 151L256 150ZM62 148H63V146H62ZM82 148L85 149V146L81 147V150H82ZM92 148H90L89 151ZM67 149H69V148H67ZM102 149L103 148H101V150ZM107 149H109V147ZM107 149H104V150L106 151ZM19 150H22V149H19ZM104 150L101 151V153L102 152L104 153ZM109 150H108L109 152H107V151H106L107 153L105 152V156H104V154H102V157L100 155L101 159L103 158L104 162H106L109 159L113 160L112 158H113V154L115 152L112 151L111 148ZM155 150H156V147H155ZM12 151H10V152L12 153ZM79 151L78 150H75V151L73 150L72 152L70 151V154L72 153V154H74V156H77ZM21 152L22 153H20L19 151L15 152L14 154H12L10 156H7L9 154L5 155V154L0 153V156L3 157V158L4 157L8 158L9 160L8 159H5V160H8L9 163H10V165L8 164L9 165V167H8V165H6L7 163L5 164V163L2 162V165L5 164L7 166V168H4L3 166H5V165L2 166L1 163H0V166H2V167H0V182H1L3 174L7 173L6 175H8V173H9V171H10V169L12 167H13L12 168L13 172H14L13 169H18L17 172L15 170V172H16V173L14 172L15 175L11 171H10L11 175L9 174L10 176H12V179H11L12 182L8 179L10 181L9 185H11L9 187V189H11L10 190L11 194L9 193V190H7V186H8V182H6L7 180L5 181L6 182L5 184H7L6 185V190L8 191L7 193H6V190H3L4 188H2L3 186H1V184H0V264H27V262H25L23 259H21L22 257L20 258V256H21L20 254L22 252L20 253L21 249H19V247H18V245L20 246V244H19V242L17 240V233H15L16 230L14 232V229H13L14 223H15L14 219H13V214L14 213L10 212V213H12L11 218L13 219L12 220L14 222L13 223V222H11V220H9L10 217L8 218V216H9L8 214L9 213L7 214L4 211L5 207H6L5 210H8L7 208L11 207L13 204H20L21 205L22 203L26 204L25 201H28V198L25 195L26 193L24 192L25 188H22V187L20 188L18 186V184L21 181H23L26 176H28L29 174H32L34 169L32 168V165L29 163V161L32 159V157L30 155H28V154H23L24 150L21 151ZM110 152L111 153L113 152V154H109ZM24 153H26V152H24ZM80 153H79L80 157L78 158V159H80L79 160L80 161L79 162L80 165H76L78 163L77 162L78 160H75V163H76L75 165L78 166L77 168L80 167L79 170H81V172L79 173V171H77L78 170L77 169L76 170L77 172L75 171L76 173L71 175V174H69L67 172V171L70 170V167H68L69 169H66L67 167L64 165L65 168L63 167L64 171L62 172V174L64 173L63 175H65V176H63L61 178V180H59L60 184L61 183H71V184H74V185L78 186V187H73L72 189H69L68 187L65 186L66 187V189H65L66 193L68 195L74 197V198H78L77 199L78 201L82 200L83 197H84L83 195H79V197L78 196L75 197V192L78 190L77 188H80L79 186H80V184H82L81 182L84 180V179L82 180V178H81L82 171L83 170H87L88 167L91 168V165L92 164L95 165V161H96V159H94L93 160L94 163H92V164L87 162V160H89L90 156H91V155L88 154L89 153L88 152V148H87L86 151L84 150V152H80ZM188 153H190L189 150H186V154L187 155H188ZM106 155L109 158H106ZM110 155H111V157H110ZM190 155H191V153L188 156H190ZM74 156L72 155L71 158L73 157L75 159L76 157H74ZM92 157L93 156H91V160H92ZM115 157H114V161L113 162H115ZM199 158L200 157L191 156V158H190V168H194L195 167V163L198 164V162H200V161H198V162L196 161V160H199ZM66 159H67V157H66ZM68 159H70V158H68ZM97 160H99V158ZM103 160H99V162H101V165L103 164L102 163ZM68 161H66V162H68ZM99 162L97 163V165L99 164ZM110 163H111V161H110ZM110 163H108V164H110ZM87 165H88V167H86ZM68 166H71V164H69ZM72 166H74V165H72ZM96 167L99 168L100 164H99V166H96ZM96 167H95V170H97ZM102 168H104V166ZM91 170H92V168H91ZM158 171H160L159 168H158ZM230 175H231V173H228V176H230ZM8 176H5V177L6 178H10ZM17 176H19V178L20 177L21 178L19 179ZM233 176H235V175H233ZM5 177H4V179H5ZM191 177L195 180V182L197 181L196 180L197 179L196 176H194L192 174ZM241 177H242V173L238 175V177H237L238 181L240 180ZM14 178H15V180L17 179L16 182H14ZM232 178H231V180L234 181L235 177H234V179H232ZM84 182H83V184H84ZM236 182H237V180L232 182L233 185H231V187L233 186L232 190H234L235 193H236V190L238 189L236 187ZM3 183L4 182H2V185H4V187H5V184H3ZM10 183H12V184H10ZM228 183L229 182L227 180L226 185H228ZM234 183H235V185H234ZM37 184L38 183H35L33 186H35ZM237 184H238V182H237ZM141 185L142 184H138L137 183V184H133L132 187H129V185H128V187H125L126 191L127 190L130 191V193H128L127 195H121L123 197H121V199L119 197L116 200V201H118V203H117V205L115 207L117 209H120L121 206H123L125 203L126 204L128 203L127 205H130L129 202L136 201L137 200L136 198H139L141 194L143 195V193H140L141 190H143V187H141ZM96 188H98V187H94V190ZM101 189L103 190V188H101ZM113 189H115V188H113ZM98 190H100V189H98ZM110 190L111 189H109V191ZM224 190H226V188ZM3 191L7 195L9 193V195H11V196L7 197V195H6L5 198H3V195H5V194L2 195ZM104 191H105V189H104ZM116 191H112V193L108 192L111 199L112 198L115 199L116 196L117 197L119 196V194L118 195L115 194ZM99 192L100 191H98V193ZM226 192L229 193V188H228V191H226ZM98 193H94V194H98ZM103 193H105V192H103ZM91 194L93 195L92 192H91ZM112 194H115V195H112ZM108 196H105V198L108 199L107 198ZM112 196H115V197H112ZM11 197L14 198V200H12ZM199 197H206V196L203 194V195H201ZM10 198H11L10 202L12 201L13 203L11 202V205L9 207H7V203L10 204V202H9ZM103 198H104V196H103ZM143 198H144V196H143ZM147 198H150V197L147 196ZM17 199H20V201L17 200ZM73 201H74V199H73ZM236 201L237 200H235V202ZM52 203H55V202H52ZM134 203H132V204H134ZM22 205L24 206V204H22ZM24 208H25V206L22 209H24ZM171 208H173V207L171 206ZM14 209H15V206H14ZM14 209H13V207H11V209L9 208L8 212L9 211H14ZM26 209H27V207H26ZM93 210H95V207L92 206L91 204H89L88 211L92 212ZM98 210L99 209L96 208L95 211L97 212ZM129 210H127V211H129ZM95 211H93L94 214H95ZM163 211L166 214H172V212H174L173 209H170V208H166ZM118 212H119L118 214H121L120 210ZM128 213L129 212H127L126 215ZM21 214H19V213L17 215L14 214V218L16 220L18 218L20 219V220H18V223L19 222L21 223L22 216H21V218L19 217ZM153 214H154V210L151 211L150 215H153ZM117 216H119V215H117ZM208 216H207V214H205L203 216V218L207 217V219L208 218L215 219L217 217V215L215 216V210L208 211ZM23 218H24V216H23ZM203 222H205V221H203ZM170 223L172 224V222H170ZM47 225H48V223H47ZM150 225H152L151 228H152V230L155 231V234L158 233L160 236H162L161 240L164 239V243H163L164 244V249H162V251H164L165 253H168V252H170V251H172L174 249V248L172 249V247H174V245H176V243L178 242L177 236L179 238L180 234H181V236L182 235L183 236L188 235V233H185V234L180 233V232H183L184 230L183 231H177L178 234L176 235V233H177L176 230L177 229H175L174 227L170 228V227L162 226L160 222L157 223L156 221H154ZM16 227H14V228L16 229ZM151 228L149 227V230H151ZM217 228H218V224L217 223H214V222H212L210 224H207L206 222L204 223V227L202 228V230H201L202 232L200 234H202V236L203 235L205 236L204 240H207L208 246L207 245L205 246V243L202 244V242L204 240L203 241L200 240L202 245H204L205 247H210L212 249L216 246V244H215L216 243L215 234L217 232ZM262 228H264V227H262ZM147 229H148V227H147ZM198 233H199V231H198ZM211 233H213V234H211ZM200 238L202 239L203 237H200ZM182 239H184V238H182ZM189 239H187L185 241L189 242L190 241ZM126 241L127 240H125V242ZM180 241H181V244L184 243L183 246H186L185 245V241H183V243H182L181 239H180ZM188 242H186V244ZM209 242H210L211 246L209 245ZM189 244L190 243H188L187 245H189ZM214 244H215V246L212 247V245H214ZM194 245H197V244H194ZM199 245H200V243H199ZM130 246L135 248V246H133V244L130 245ZM175 248H178V247H175ZM190 248H191V246H190ZM215 248H217V246ZM262 248H264V247H262ZM43 249H41V250H43ZM183 249H184L185 252L186 251L188 252L189 247L187 246V247H185ZM176 250L177 249L173 250V252H175ZM177 251H179V250H177ZM208 251L210 252L211 249L209 250V248H208ZM208 251H206L207 254H208ZM259 252H261V251H259ZM134 253L136 254V251H134ZM188 253H190V252H188ZM210 253H212V252H210ZM132 254H133V252H132ZM260 254H262V253H260ZM208 255L205 256L203 254V256H205L206 259H207ZM211 255H209V256L211 257ZM129 256L131 257L132 255H129ZM258 256H259V254H258ZM132 257H134L136 259V256H132ZM161 257L166 258V256L164 257L163 254H162ZM168 257H170V255ZM202 257H201V259H202ZM127 259H126L127 262L130 261L129 257ZM171 259H172V257H171ZM184 259H185V257H184ZM198 259H200V258H198ZM186 260H188V259H186ZM202 260L204 261L205 259H202ZM119 261H120V258H119ZM206 261H207V263L209 262L208 260H205L204 263H206ZM121 262H124V261H121ZM137 263L139 264V262H137ZM159 264H160V262H159Z\"/></svg>", "mask_w": 264, "mask_h": 264}, {"label": "flooded vegetation", "instance_id": "flooded-vegetation-1", "mask_svg": "<svg viewBox=\"0 0 264 264\" xmlns=\"http://www.w3.org/2000/svg\"><path fill=\"white\" fill-rule=\"evenodd\" d=\"M181 85V86H180ZM178 88H181V92L184 94L185 93V91L184 90H186V88H185V84H179L178 85ZM184 89V90H183ZM180 90V89H179ZM184 96H187V94H184ZM188 98H190V97H186L185 99H181L180 98V100H183L182 102L184 103V101H185V103H188L189 102V99ZM192 98V97H191ZM197 98H198V96H195V100H197ZM193 99V98H192ZM198 103L200 104V105H202L203 103H204V101L203 100H198ZM103 105V104H102ZM107 105H105V106H102L101 108L104 110V113H106V111L108 110V108L106 107ZM100 109V108H99ZM99 109H98V117L99 118H102V119H100L101 121L103 120V116H102V114H104L103 113V110H100V111H102V113L99 111ZM206 109V108H205ZM205 109H204V107H203V109L200 111V115H198L199 117H201L202 118V120H207L208 119V116H207V114H206V112H205ZM113 111V110H112ZM215 112H216V110H214ZM99 112L101 113V116L99 115ZM109 112V111H108ZM106 114H108V113H106ZM202 114V115H201ZM154 115V114H153ZM152 115V116H153ZM106 116V115H105ZM155 116H156V114H155ZM109 119V117L107 116V117H104V123H107L106 121ZM199 119V118H198ZM222 119H223V116L219 113L218 115H216L215 117H213V122L212 123H214L215 125H218V124H220V122L222 121ZM106 120V121H105ZM124 121V120H123ZM121 122H122V120H121ZM104 125V129H106L105 131L106 132H104V130L103 129H101V131H102V133H101V131H98V133H96V134H98V135H94L95 137H96V139H94V140H91L90 138V136H92V132L91 131H87L85 134L86 135H88L89 136V138H88V136H85L84 137V140H83V146L82 147H84V145H87V144H85V142L86 143H88L89 144V146H85V149L84 148H82V150L80 149V151L78 152V157L77 156H75L76 158H79L80 157V152H84V150L86 151L87 150V148H88V152H91V150L94 148V145H93V148L92 147H90V146H92V143L94 144L95 142H96V144L97 145H95L96 147L94 148L95 150H97V152L99 153V157H97L96 159H98L99 158V160H103V158L101 159V157H102V154H104V156H105V152L107 151V152H109L110 150V148L112 149V151H114L115 153L113 154V152L111 153H109V154H113V160H110L111 162H113L114 161V157H115V163H119V161L121 160V156H118V154H117V152H118V149L119 148H123V150H124V153L123 154H130V153H132V152H134V151H136V150H142L141 148H140V144H142L143 142H144V145L147 147V148H149V151L148 152H146V155L145 156H142V157H140L139 159H136V160H132V161H130V162H128L127 164H126V169H125V174L122 176V177H120V178H117L118 180H122V182H123V180H125V179H130V180H132L133 181V183H136V182H138V183H148V184H151L152 183V181L154 180V179H160V181L164 184V185H166L167 186V189H168V191H173V190H178L179 191V193H180V195L182 196V198L183 199H186L187 197L189 198V196H191V194L194 192H196L198 195H201V193H206V195L209 197V198H211V199H215L216 198V200L217 201H219L220 203H222V206H221V208H220V212H222V217H223V219H225V221H228L229 223L227 224V225H224V231L225 232H223L224 234H229V227H228V225L230 224V223H232V218L231 217H228L227 216V214H228V211H227V208L228 207H230L231 206V204L233 203V202H235V200H237V201H239V200H241V199H245L246 198V196H244V197H239V198H235V196H233L235 193H234V190H232V187H231V185H233V183L232 182H234V181H236L237 180V182H239L238 181V175H236V174H233V175H235V176H233L232 175V177H228L227 179H226V182H227V180H228V185H225L224 186V189L226 188V190H224L223 189V191H224V193H225V195H224V197H222V196H220V197H216V191L215 190H209V191H202L203 189H201L200 188V186H198L197 184H196V182H195V180L193 179L191 182H193L194 184H195V188L194 189H191L190 187H189V182L190 181H188V180H186V178H184V176L183 175H179V176H177V175H174V176H172V175H169V171L170 172H173L174 173V171H176V168H178V165H177V163L176 162H174L172 159H171V157H172V155L174 154V151L171 149V147L169 146V144L168 143H164V145H163V151H162V153H159V148L157 147L158 146V143L157 142H155L154 140H151L150 138H147L146 140L143 138H140V137H138L137 135H135V133L134 132H130V131H127V130H124V132H122V133H120V134H118V135H114V132H113V128L112 127H110V126H106V124H103ZM102 125V126H103ZM106 126V127H105ZM231 129L232 130H234V129H236V126L234 125H232L231 126ZM96 131V132H97ZM91 132V133H90ZM88 133V134H87ZM128 133H132V134H128ZM90 134V135H89ZM94 134V133H93ZM112 135H114V136H112ZM243 135V134H242ZM242 135H238V137L239 138H243L244 136L246 137V135L244 134L243 135V137H242ZM93 136V137H94ZM101 136V138H99V137ZM104 136H106V137H108V138H105ZM125 136V138L124 139H120V138H122V137H124ZM132 136V137H131ZM105 139H104V138ZM134 138V139H133ZM90 139V140H89ZM103 139V141H101ZM120 140H125V142L123 143V144H121V142H120ZM152 141H154L152 144H156V145H154V148H153V146H151L152 144H151V142ZM148 142H150V143H148ZM91 143V144H90ZM110 145V146H109ZM65 146V145H64ZM109 147V149H107L108 147ZM87 147V148H86ZM92 148L90 151H89V149L90 148ZM155 147H156V150H155ZM101 148H103L102 150H101ZM259 148V147H258ZM84 149V150H83ZM104 149H107L106 151L104 150ZM104 150V153L102 152L101 153V151H103ZM109 150V151H108ZM205 150H207V147H205L204 149H202V152H200L201 154H199L198 156L202 159H200L199 158V160H196L197 162L198 161H200V162H198V164H196L195 163V167H197V169H198V171H197V173H196V175H198V173H200V172H202L203 171V163H202V161H203V159H205V155H204V152H205ZM235 150V148H233V149H230V150H228V152L229 153H231L232 151H234ZM106 152V153H107ZM80 153V154H79ZM100 155H101V157H100ZM103 156V157H104ZM110 157H111V155H110ZM106 158H109V157H107V155H106ZM118 158V159H117ZM198 159V158H197ZM99 160H97V162H99ZM107 160V159H106ZM105 160V161H106ZM109 160H107L106 162H108ZM109 161V162H110ZM102 162H104V160L102 161ZM95 164H97V163H95ZM72 165V164H71ZM88 166V165H87ZM182 167V166H181ZM158 168L160 169V171H158ZM184 169H186L185 168V166H183L182 168H181V171L182 170H184ZM252 169H254V167H252V168H250L249 170L251 171ZM157 170V171H156ZM148 172H151L150 174H151V176L153 177V179H151L150 181H145V179H144V176L148 173ZM178 172V171H177ZM18 178H19V176H17ZM157 177V178H156ZM234 177H235V179H234ZM21 178V177H20ZM19 178V179H20ZM231 178L232 179H234V181L233 180H231ZM17 180V179H16ZM16 180H15V178H14V182H16ZM155 181V180H154ZM18 182V181H17ZM173 182V183H172ZM237 182H236V187L238 188V186H237ZM234 185H235V183H234ZM99 186V185H98ZM126 187V185H124V184H122V185H118V186H116V187H113V188H115V189H113V188H111V190L109 191V189H107V190H105L104 191V189L102 190V189H100V190H97L98 188H96L95 190H94V188H93V190H86L84 193V199H88V198H90V197H96V198H98V200H108L109 198H110V195H109V193L108 192H110V193H112V191H116L115 192V194L116 195H118L119 194V196L117 197V198H119L120 197V199H121V197H123V196H121V195H125V193L124 192H122V189L123 188H125ZM228 188H229V193L228 192H226V191H228ZM120 190V191H119ZM95 191H96V193H98V191H100L98 194H94L95 193ZM101 191L102 192H105V193H102V194H100L101 193ZM91 192L93 193V195L91 194ZM114 193V192H113ZM227 193V194H226ZM115 194H112V195H115ZM109 195V196H108ZM173 195H175V194H173ZM28 198L30 199V198H32L33 196L35 197V196H41V198H42V200H43V202H44V210L47 212V214L49 213V212H51V214L53 213V218L54 219H58V218H60V217H63V216H65V218H67V216H66V214H65V212H64V209L62 208V207H59V208H56V209H51L52 207H50V206H46L47 204H51V202H54L55 201V199H56V196H55V194H54V192H52V193H50V192H45V193H41V192H38V193H35L34 195L33 194H31V193H29L28 195ZM103 196H104V198H105V196H108L107 198L108 199H104L103 198ZM78 197H79V194H78ZM112 197H115V196H112ZM115 197V198H116ZM173 197V196H172ZM171 197V198H172ZM230 197H231V199H230ZM21 199V198H20ZM20 199H17V200H19L20 201ZM81 199V198H80ZM213 199V200H214ZM229 199H230V201H229ZM22 200V199H21ZM53 200V201H52ZM110 200V199H109ZM25 201V200H24ZM233 201V202H232ZM236 201V202H237ZM167 205H168V208H170V209H173V211L174 212H172V216H173V218H176L175 219V222H176V232L177 231H183V232H180V233H182V234H185V233H188V231H186V229L183 227V225L181 224V217L179 216V215H181V213L183 214V215H185V216H187V218H192V214H191V212L190 211H188L186 208L185 209H182L181 211V213L180 214H178L179 212V210H178V205L175 203H171V202H167ZM171 206L173 207V208H171ZM188 206V205H187ZM189 207V206H188ZM34 208H35V204H31L29 207H28V210H27V213L29 214L30 212H32L33 210H34ZM232 208V207H231ZM180 209V208H179ZM258 210V207H256V208H254L253 210H252V212H256ZM85 213L84 214H88V212H86V211H84ZM186 217H184L183 218V221L184 220H186L187 219ZM52 220V221H50V223H52V224H54L55 223V220ZM116 220H120V219H118V217H116ZM90 222L89 223H91V226L92 225H96L97 224V222L98 221H96V220H93L92 218H90V220H89ZM118 222V221H117ZM120 222V221H119ZM118 222V223H119ZM120 224V223H119ZM70 225V224H69ZM136 225V224H135ZM131 226V228L133 229L134 227H136V226ZM114 227H115V229L117 230V232L120 234V241H121V243L123 244V242L125 241V240H127L126 242L129 244L128 246H129V248L131 247V250H132V252H133V254L131 253V255L132 256H136V259H140V258H142L143 256H144V253L141 251V250H138L137 248H138V245H139V243H140V239L138 238V237H134L133 236V231L132 230H129V231H126L125 233L124 232H122V230H120L119 228H116V226L114 225ZM113 227V228H114ZM147 229V228H146ZM180 229V230H179ZM188 229V228H187ZM191 230V229H190ZM196 230H198L199 231V233H197V235H199L198 236V239H194L193 241H185V240H187L188 239V235H186V236H181V234L179 235V238H178V236H177V239H178V242L176 243V245H174V247H172V249L173 248H175V247H182V248H185V247H190V244L191 245H194V244H197V245H194L196 248H205V246L207 245L208 246V242H207V240H204V239H201L200 238V236L202 235V234H200L202 231V228H199V229H196ZM147 231H148V234H150L151 235V237H152V233H151V230H149V228L147 229ZM146 230H145V232H147ZM186 231V232H185ZM124 233V234H123ZM221 233V232H220ZM223 233H221V234H223ZM178 234V232L176 233V235ZM97 235V234H96ZM181 236V237H180ZM126 237V238H125ZM187 237V238H186ZM125 238V239H124ZM182 238H184V239H182ZM176 239V240H177ZM180 239L182 240V243H183V241H185V245L186 246H183L184 245V243L183 244H181V241H180ZM135 240V241H134ZM203 241L202 242V244H204L205 243V246L204 245H202L201 244V241ZM48 241H50L49 239H48ZM180 241V242H179ZM136 242V243H135ZM186 242H188V243H190L189 245H187L186 244ZM197 242V243H196ZM200 243V245H199V243ZM211 242V241H210ZM210 242H209V245H210ZM35 243V242H34ZM33 242H32V244H29L30 246H32L33 244H34ZM49 243V242H48ZM51 243V242H50ZM180 245H179V244ZM212 243V242H211ZM249 242L248 241H246V242H244V243H242L241 244V247H244L246 244H248ZM133 244V246H135V248L134 247H132V246H130V245H132ZM163 244V242L162 243H159V242H157L156 243V249L157 250H159L161 253H162V249H164V244ZM215 244H216V246H217V248H215L216 246H215ZM214 245H212V247L213 246H215L213 249L212 248H210V247H206L205 249H208L209 248V250L211 249V251L210 252H212V253H210L209 251H208V254L209 255H211V257L206 253V251L203 253L205 256H207L208 255V257H207V259L205 258V256H203V255H201V257H202V259H205V260H208L209 262L207 263V261H206V263H204V261L201 259V257H200V259H197L196 261H194L193 263L190 261V262H187L188 264H210L211 263V261L214 259V256H213V254H215V252L216 251H218V250H220V249H222V242L221 241H216V243H215ZM112 245H115V243H113ZM182 245V246H181ZM201 246V247H200ZM211 246V245H210ZM57 247H59V244L58 243H52V244H48V246H47V249H43V250H41L40 251V253H39V257H40V255H43V254H46L47 252H51V250H55ZM30 247H28L27 248V250L29 249ZM135 250H134V249ZM90 250H92V252H95V254L94 255H91V256H89V257H86V256H83V255H78V256H76L75 258H73V259H71V258H69L67 261V263L65 262V263H61V264H72L73 262H74V260H76L77 258H79V260L80 261H82V262H84V263H90V264H119V261H117L116 259H117V257H118V254L120 253V252H117L116 253V255L114 256V257H107L106 255L105 256H103V257H100L99 255H98V249L97 248H93V246H91V245H85V247L83 248V253H87V252H89ZM116 249L114 248V249H112L110 252L112 253V252H114ZM154 251L153 252H155V249H153ZM216 250V251H215ZM134 251H136V254L134 253ZM206 253V254H205ZM251 253V250H246L245 252H244V254L238 259V260H236V262H237V264H245V262H248V261H250V263H248V264H251L252 262H254V261H256L257 260V262H262V261H264V260H260V259H256V257H250L249 256V254ZM135 254V255H134ZM69 255H72V256H75V254H73V253H69ZM140 255V256H139ZM131 256V257H132ZM142 256V257H141ZM29 257L32 259V263L33 264H49V263H51V264H59L58 263V261H57V258H51V257H45V258H43V257H41V258H38V257H36V256H34V255H30L29 254ZM130 256H129V258H131ZM140 257V258H139ZM165 257V256H164ZM128 258V256L126 257H121L120 258V263H127V259ZM125 259V260H124ZM127 259V260H126ZM132 260H136L134 257H132L131 258ZM130 259V260H131ZM210 259V260H209ZM255 259V260H254ZM231 260V259H230ZM121 261H124V262H121ZM164 262H166V258H164ZM137 264V263H136ZM186 264V263H185ZM262 264H264V262H262Z\"/></svg>", "mask_w": 264, "mask_h": 264}]
</instances>
